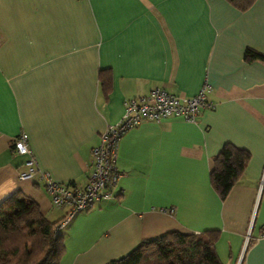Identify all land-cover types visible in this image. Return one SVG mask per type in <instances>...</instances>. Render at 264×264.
<instances>
[{
    "label": "crops",
    "instance_id": "obj_1",
    "mask_svg": "<svg viewBox=\"0 0 264 264\" xmlns=\"http://www.w3.org/2000/svg\"><path fill=\"white\" fill-rule=\"evenodd\" d=\"M249 49L262 59L246 60ZM205 84L215 109L194 123L122 136L117 196L63 228L60 264H107L144 240L206 231L220 233L222 264H264V0L246 11L227 0H0V203L20 192L52 223L67 213L39 175L19 180L21 135L40 173L83 186L126 101L154 88L192 98ZM226 144L251 158L222 201L210 173Z\"/></svg>",
    "mask_w": 264,
    "mask_h": 264
},
{
    "label": "trees",
    "instance_id": "obj_2",
    "mask_svg": "<svg viewBox=\"0 0 264 264\" xmlns=\"http://www.w3.org/2000/svg\"><path fill=\"white\" fill-rule=\"evenodd\" d=\"M227 1L238 10L246 11L256 0ZM257 59L262 56L249 49L246 60ZM101 78L106 81L107 77ZM250 158L248 151L226 144L213 159L210 181L222 201L242 177ZM59 223L48 221L37 203L20 192L2 201L0 264H60L65 254V239L62 234L54 236ZM219 238V231L170 232L142 241L128 255L107 264H222L216 252Z\"/></svg>",
    "mask_w": 264,
    "mask_h": 264
},
{
    "label": "built area",
    "instance_id": "obj_3",
    "mask_svg": "<svg viewBox=\"0 0 264 264\" xmlns=\"http://www.w3.org/2000/svg\"><path fill=\"white\" fill-rule=\"evenodd\" d=\"M211 87L205 84L192 98L169 94L162 88H154L147 96L125 102L123 118L114 126H109L101 136L99 146L93 149L92 171L85 185L60 184L53 181L48 173H40L31 152L27 137L21 135L14 142L16 154L26 156L19 180L34 181L39 175L54 208L66 210L65 218L55 228L54 236L61 234L78 215L91 211L98 202L116 198L123 173L118 168V145L122 136L143 122L161 123L170 118H180L194 123L202 110L215 109L209 101ZM261 237L264 238V229ZM250 241L247 236L246 245ZM242 264V260L238 262Z\"/></svg>",
    "mask_w": 264,
    "mask_h": 264
}]
</instances>
